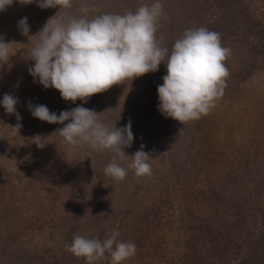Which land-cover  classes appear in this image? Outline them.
I'll use <instances>...</instances> for the list:
<instances>
[{"label":"trees","instance_id":"1","mask_svg":"<svg viewBox=\"0 0 264 264\" xmlns=\"http://www.w3.org/2000/svg\"><path fill=\"white\" fill-rule=\"evenodd\" d=\"M164 1L168 7L169 0ZM138 2L140 0H95L82 5L96 9V5L100 4V8H105L98 10L96 15L106 12L124 14L127 11L135 12L140 5L134 4ZM144 2L151 5L154 0ZM185 3L190 5L191 15L200 12L204 4H208V7L214 5L211 0H186ZM48 10L51 16L56 14V11L50 8ZM70 11L63 10L57 14H69ZM88 16L92 17L91 12ZM29 27V32H33L32 37L29 33L27 36L23 35L21 30L16 28L20 39H32L37 36L34 27ZM158 32L156 37L163 47L164 38ZM19 43L23 44V41ZM9 62L11 63V60ZM34 64L35 61L29 59V54L20 53L17 85L0 81V125L7 119H13L16 124L21 125L16 144L19 153L25 156L34 173L31 177L47 189L51 207L55 206L56 202L63 203L71 226L64 234L66 236L62 242L69 241L70 235L78 234L88 238L91 236V226L86 216L90 212L89 209L100 199V205L107 200L114 205V212L105 228L108 232L110 228L118 230L117 219L123 216L126 207L137 197L135 202L140 203V209L136 215H140L138 220L143 230H148L153 223H159L165 208L173 207V210L177 211L175 222L181 240L184 264H220L233 257L237 258L235 262L264 264V230L247 228L255 224L260 217L252 218L250 210L246 208L249 201L257 198L256 193H263V198L258 197L257 202L264 207V152L259 144L245 147L237 156L227 157L218 164L199 165L195 172L180 183L177 181L180 180L178 174L185 173L184 168L189 160V144L166 137L163 115L156 105L153 107V104L148 102L152 96L150 83L155 77L151 75L152 72L125 80L122 84L92 95L85 103L80 99L75 102L66 101L58 90L52 87L44 88L38 78H35L34 82V77L29 72V68ZM5 94L17 98L16 112L21 117L19 121L16 114H8L4 109L2 100ZM128 101L139 106L136 114L126 116L123 121L109 119L105 111L106 104L113 103L114 113L119 117L124 107L129 106ZM29 104L45 105L50 112L57 115L61 111L83 106L97 112L99 119L109 128L115 126L122 129L131 122L134 138L131 146L125 148L130 150L126 154L130 158L141 149L148 153L151 173L137 176L134 170L130 169L122 181L113 179L104 171L112 161L114 154L111 151L92 152L91 157H88L89 149L86 146H70L56 132L64 126L63 124H51L35 118L29 110ZM66 123L68 121H65ZM37 135L44 138L43 148L33 143L32 139ZM2 140L3 138L0 139V146ZM75 166L79 170H74ZM5 170L6 168H0V181L6 178ZM162 170L178 177L174 183L164 180L158 194L157 187ZM4 196L0 193V198ZM70 199L78 208L74 212L69 206ZM3 203L4 201L2 206ZM149 214H152V218H149ZM257 224L262 226L263 220ZM131 226L133 229L134 225ZM19 246L15 233L0 229V264H23L25 261L19 256V253H22ZM60 248L62 249V245L56 243L42 255L35 253V258L29 262L70 264L65 261L66 256L61 254L63 251Z\"/></svg>","mask_w":264,"mask_h":264},{"label":"rangeland","instance_id":"2","mask_svg":"<svg viewBox=\"0 0 264 264\" xmlns=\"http://www.w3.org/2000/svg\"><path fill=\"white\" fill-rule=\"evenodd\" d=\"M93 1L95 0H72L71 9L59 10V7L50 9L56 11V14L58 11L71 10L68 15L78 18L83 15L80 12L81 5ZM144 1L146 0H140L134 5L145 4ZM185 1L169 0L168 7L164 0L160 1L163 4V11L167 14L166 19L161 18L158 22V33L164 38L163 47H168L170 53L175 40L180 38L185 30L203 26L220 34L222 45L231 50V55L224 61L229 70V76L226 78L227 87L207 115L183 125L163 115L166 137L189 144V160L184 168L185 173H175L180 176V180H177L180 183H183L189 174L195 172L199 165L218 164L227 157L237 156L241 150L253 144H259L264 152V0H211L214 5L208 7V4H204L200 12L192 15L189 12L190 5ZM174 2L179 4L173 5ZM96 7L97 11L105 9L100 8V4ZM97 11H92L91 15L95 16ZM53 16L50 15L48 8L38 7L35 0L27 5L14 0L11 6L0 12V40L11 43L8 62L0 60L1 82L17 85L19 54L25 52L29 54L30 49L39 41L38 33L42 30L41 27L43 28ZM24 17H27L28 25L36 30L37 36L32 39H20L19 31L16 32L18 22ZM29 35L32 37L33 32H29ZM20 41H23V44L19 43ZM166 61L167 58L164 62ZM166 74V63H161L158 70L151 73L155 77L150 83L152 96H150L151 101L148 102L153 104V107L154 105L158 107L157 87L163 84V76ZM127 103L129 106L124 107L119 117L114 113V104H106L105 111L109 119L123 121L126 116L136 114L139 106L131 101ZM16 125L13 119H7L0 125V139L3 138L0 146V168H6L4 173L6 178L0 181V193L5 195L0 198V229L9 230V233L18 236L19 250H22L19 256L23 257L25 261L23 264H33V261H29L35 258V253L42 255L46 249L56 243L62 245L61 254L67 257V259L65 257L67 263L86 264L84 258L76 257L66 251V246L72 243L71 238L73 240L74 237L70 235L69 241H61L71 226L70 217L64 212L63 203L56 202L53 207L49 205L50 197L47 189L31 177L34 173L27 164L25 156L19 153L16 144L18 133L13 134L11 128ZM123 151L126 153L130 150L123 149ZM131 162L132 157L128 156L122 162L127 172L131 169L128 168ZM176 166L175 164L174 167ZM74 170L79 169L75 166ZM173 175L162 170V177L157 187L158 194L161 192L164 180L171 183L176 181L178 176ZM256 194L257 198L249 201L246 208L250 210L252 218H260L247 228L263 231L264 207L257 202L258 197L263 198V193ZM134 199L137 201V197ZM135 200L126 207L123 216L116 221V228L120 233L118 239L134 242L136 245L135 255L123 264H184L181 240L175 222L177 211L173 210V207L165 208L161 221L150 225L148 230H143L138 220L140 215H136L140 203ZM2 201H4L3 206ZM101 202V199L95 202L86 216L92 231L89 232L91 235L89 238L104 239L114 230L110 228L108 232L105 228L114 212V205L108 200L100 205ZM69 206L73 212L77 208L72 199ZM52 208L54 210H51ZM149 218H152V214H149ZM262 220V226L257 224ZM131 225H134L133 229ZM236 259L233 257L228 262L220 264H255L245 261L235 262ZM34 264L45 263L34 262ZM96 264H110V261L102 259Z\"/></svg>","mask_w":264,"mask_h":264},{"label":"clouds","instance_id":"3","mask_svg":"<svg viewBox=\"0 0 264 264\" xmlns=\"http://www.w3.org/2000/svg\"><path fill=\"white\" fill-rule=\"evenodd\" d=\"M14 0H0V12L5 11ZM22 5L32 4L34 0H18ZM37 6L70 9L72 0H35ZM94 7L81 5L80 17L67 12L51 17L39 34V41L30 49L29 59L35 61L29 68L30 74L38 78L44 88L58 90L66 101L80 99L87 102L92 95L102 93L125 80L156 72L161 63H166L167 74L163 84L157 87L158 110L182 125L190 120H198L215 107V102L227 87L229 70L224 61L231 50L221 43L218 32L206 27L189 28L176 39L171 52L161 46L157 39L158 22L166 19L160 0L151 5L142 4L135 12L124 14L100 13ZM59 12V11H58ZM57 12V13H58ZM18 28L25 36L30 27L27 17L18 22ZM0 40V60L8 62L9 46ZM167 57V61H165ZM17 98L5 94L2 105L8 114H16ZM31 114L51 124H63L56 132L70 146L87 147V156L92 152L111 151L112 161L104 169L105 174L117 181L126 178L127 169L122 166L126 156L123 149L133 141L131 122L124 128H109L97 112L83 106L61 111L59 115L50 112L45 105L32 106ZM65 121L68 123L65 124ZM21 125L11 127L13 134L19 132ZM182 131L179 130V133ZM37 147L45 146L44 138L37 135L32 139ZM132 157L128 168L137 176L151 173L148 163L150 155L142 149ZM120 233L114 229L104 239L74 235L66 251L76 257L84 258L86 264H96L107 259L110 264H123L135 255L134 242L118 239Z\"/></svg>","mask_w":264,"mask_h":264}]
</instances>
